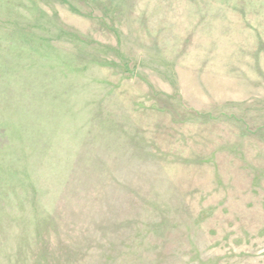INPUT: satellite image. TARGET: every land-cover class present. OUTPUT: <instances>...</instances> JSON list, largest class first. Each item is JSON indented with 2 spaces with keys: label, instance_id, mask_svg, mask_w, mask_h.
<instances>
[{
  "label": "rangeland",
  "instance_id": "rangeland-1",
  "mask_svg": "<svg viewBox=\"0 0 264 264\" xmlns=\"http://www.w3.org/2000/svg\"><path fill=\"white\" fill-rule=\"evenodd\" d=\"M0 264H264V0H0Z\"/></svg>",
  "mask_w": 264,
  "mask_h": 264
}]
</instances>
